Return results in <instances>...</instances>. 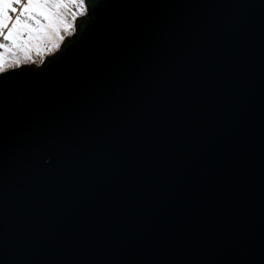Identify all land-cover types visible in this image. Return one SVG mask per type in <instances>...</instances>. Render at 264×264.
I'll list each match as a JSON object with an SVG mask.
<instances>
[{"label":"water","instance_id":"95a60500","mask_svg":"<svg viewBox=\"0 0 264 264\" xmlns=\"http://www.w3.org/2000/svg\"><path fill=\"white\" fill-rule=\"evenodd\" d=\"M0 74V264H264V0H83Z\"/></svg>","mask_w":264,"mask_h":264},{"label":"snow or ice","instance_id":"6c2138e0","mask_svg":"<svg viewBox=\"0 0 264 264\" xmlns=\"http://www.w3.org/2000/svg\"><path fill=\"white\" fill-rule=\"evenodd\" d=\"M74 7L83 5L63 0H0V71L12 66L9 53L19 65L21 55L28 60L33 52L40 55L53 36L62 42L61 31L68 33L76 21V13L71 11ZM59 46V42H52V48Z\"/></svg>","mask_w":264,"mask_h":264},{"label":"rangeland","instance_id":"374dc122","mask_svg":"<svg viewBox=\"0 0 264 264\" xmlns=\"http://www.w3.org/2000/svg\"><path fill=\"white\" fill-rule=\"evenodd\" d=\"M63 2H74L76 4H80L82 3L83 7H74L71 9L72 12H75L76 13V17H80L84 14H86V9H85V4H84V1L83 0H63ZM70 19V18H69ZM74 34V25H73V28L69 29V32L68 33H64L63 31H61V35L65 37H70ZM52 42H59V44L61 45V42L58 41L57 38H55V36H53V41ZM52 42H48L46 41L45 43L47 44V47L44 48V50L40 53V55H36L35 52H33L31 55H32V59L31 60H28V59H24L23 56L21 55V63L19 65H16L13 63V61L15 60V57H13L11 55V53L8 54V60H9V63L12 64L11 67H8L7 65L5 66L4 70L3 71H0V73H3L7 70H10V69H17L23 65H29L30 63L31 64H34L35 67H38L40 66V64L42 63V61L45 60V56L47 55H51L52 52L54 51H58L59 48H52ZM60 47V46H59ZM49 48H52L51 51H48ZM3 52V49H0V53Z\"/></svg>","mask_w":264,"mask_h":264},{"label":"trees","instance_id":"16d2710c","mask_svg":"<svg viewBox=\"0 0 264 264\" xmlns=\"http://www.w3.org/2000/svg\"><path fill=\"white\" fill-rule=\"evenodd\" d=\"M0 74H2V73H0Z\"/></svg>","mask_w":264,"mask_h":264}]
</instances>
